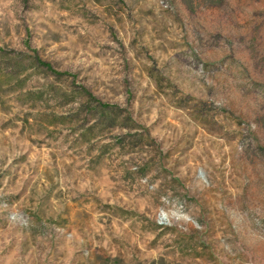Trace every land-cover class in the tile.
<instances>
[{"label": "rangeland", "instance_id": "obj_1", "mask_svg": "<svg viewBox=\"0 0 264 264\" xmlns=\"http://www.w3.org/2000/svg\"><path fill=\"white\" fill-rule=\"evenodd\" d=\"M0 264H264V0H0Z\"/></svg>", "mask_w": 264, "mask_h": 264}, {"label": "trees", "instance_id": "obj_2", "mask_svg": "<svg viewBox=\"0 0 264 264\" xmlns=\"http://www.w3.org/2000/svg\"><path fill=\"white\" fill-rule=\"evenodd\" d=\"M37 65L44 66V67L48 68L47 65H45V64H43V63H40V62H38V61H37Z\"/></svg>", "mask_w": 264, "mask_h": 264}]
</instances>
